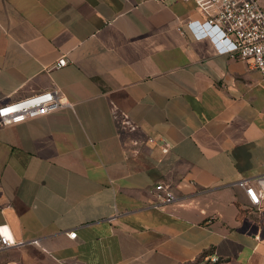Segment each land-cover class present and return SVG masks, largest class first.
Returning <instances> with one entry per match:
<instances>
[{"label": "crops", "instance_id": "0c3cea01", "mask_svg": "<svg viewBox=\"0 0 264 264\" xmlns=\"http://www.w3.org/2000/svg\"><path fill=\"white\" fill-rule=\"evenodd\" d=\"M202 18L183 0H0V106L70 104L0 124V227L19 243L0 264H264V189L254 207L236 185L264 175V82L195 38Z\"/></svg>", "mask_w": 264, "mask_h": 264}, {"label": "built area", "instance_id": "2783aa9c", "mask_svg": "<svg viewBox=\"0 0 264 264\" xmlns=\"http://www.w3.org/2000/svg\"><path fill=\"white\" fill-rule=\"evenodd\" d=\"M164 2L168 0H155ZM192 1L203 16L200 20L189 21L188 28L195 38L200 40L210 38L220 54L247 62L260 74L264 82V9L257 0H183ZM67 61L61 57L56 68L65 67ZM69 103L58 97L56 90H51L30 96L21 101L0 106V124H16L27 119H34L57 111ZM122 125L134 131L133 125L125 115H122ZM161 151L166 153L169 144L160 142ZM258 188L245 180L236 185L243 189L251 206L258 207L264 189V175L258 180ZM154 194L160 203L169 204L176 200L168 184L158 183L154 187ZM76 233H68V237L75 238ZM4 227H0V251L18 246ZM206 262L218 264L219 258L212 254L205 258Z\"/></svg>", "mask_w": 264, "mask_h": 264}, {"label": "rangeland", "instance_id": "374dc122", "mask_svg": "<svg viewBox=\"0 0 264 264\" xmlns=\"http://www.w3.org/2000/svg\"><path fill=\"white\" fill-rule=\"evenodd\" d=\"M259 5H260V3H258ZM261 6V5H260ZM197 264H211V263H208V262H205V261H201V262H199V263H197Z\"/></svg>", "mask_w": 264, "mask_h": 264}]
</instances>
